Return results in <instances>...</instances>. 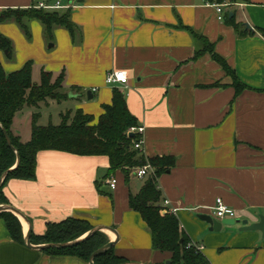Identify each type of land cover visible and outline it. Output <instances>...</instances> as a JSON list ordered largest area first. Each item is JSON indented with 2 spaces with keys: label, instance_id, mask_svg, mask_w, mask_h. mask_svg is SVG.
<instances>
[{
  "label": "crops",
  "instance_id": "obj_1",
  "mask_svg": "<svg viewBox=\"0 0 264 264\" xmlns=\"http://www.w3.org/2000/svg\"><path fill=\"white\" fill-rule=\"evenodd\" d=\"M55 2L0 0V10ZM63 3L71 4L58 10L71 9L74 33L57 25L48 41L43 24L31 21L38 45H54L33 62V77L35 65L39 78L42 69L56 75L63 71L65 89L75 108L69 110L82 109L96 120L104 113V105L112 102L115 87L125 92L130 112L145 126V157H176L175 166L157 178L161 202L164 205L169 199L166 209L177 208L181 228L191 241L204 245L209 264H264L260 230L244 231L242 224H236L214 231L199 217H215L218 198L236 209L241 219L253 222L258 213H264V36L259 31L264 29V0H237L223 6V13L236 15L246 34L220 19L221 13L209 0ZM0 32L15 41L24 31L13 21L1 23ZM193 33L213 44L214 52L228 62L245 89L236 92L232 77L211 52L193 58L203 45ZM1 57L0 51L7 73L25 63H10ZM114 69L127 71V85L107 83V74ZM88 90L93 92L92 99ZM23 110L13 123L22 139L17 122L27 113L31 130L35 107ZM109 170L106 155L39 151L36 179L13 178L4 188L10 204L31 224L18 216L25 240L18 242L0 218V264H91L78 256L53 255L26 243L28 233L32 240V235L45 234L49 223L68 218L103 226L115 253L129 262L172 264V253L154 248L149 226L129 202L130 194L140 191L150 173L141 178L131 172L127 179L122 170L113 174ZM111 178H117L116 188L110 186Z\"/></svg>",
  "mask_w": 264,
  "mask_h": 264
},
{
  "label": "trees",
  "instance_id": "obj_2",
  "mask_svg": "<svg viewBox=\"0 0 264 264\" xmlns=\"http://www.w3.org/2000/svg\"><path fill=\"white\" fill-rule=\"evenodd\" d=\"M213 3L234 2L237 0H209ZM40 21L45 33L53 37L54 27L57 25L75 32L76 24L71 18V9L50 10L38 8L36 5L29 8H7L0 10V24L17 22L22 30L31 37L30 22ZM224 20L233 24L240 34H246L243 25L237 22L236 15L230 12L224 15ZM264 36V29H259ZM195 38L202 41L193 58L199 57L204 52H211L213 58L230 74L232 85L239 93L245 85L239 80L236 72L228 62L214 52L213 44L203 35L193 33ZM13 41L0 32V50H6L12 56ZM56 76V77H55ZM64 72L56 75L52 71L42 69L40 78L36 81L33 77V61H27L19 70L7 73L0 61V182L5 172L0 187V205L10 204L4 188L10 179L35 180L37 177V154L42 150H59L78 155H106L110 159V174L122 170L129 179L132 170L147 162L153 167L144 185L137 194H130V206L138 211L151 230L153 246L156 250L172 253V264H209L203 252H196L194 247H189L191 240L181 228L178 217L163 211L162 191L157 178L164 172L171 170L176 164L173 155L155 156L146 158L135 147L138 134L130 136V128L138 126L139 121L134 116L127 104L125 92L118 87L113 90V99L110 104L104 105V113L98 120L82 109L75 111L73 122L69 123L70 116L62 115L60 124H39L40 112L33 113L32 136L24 140L13 130L16 114L25 107L40 108L43 102L51 100L61 101L69 97L64 91ZM9 133L18 156L12 148L4 133ZM0 218L4 219L14 240L24 242L22 224L19 217L12 211H1ZM94 227L87 219L68 218L62 222L49 223L45 234L32 235L34 243H65L82 238ZM182 240V241H181ZM109 242L103 231H97L85 239L64 246H52L44 249L53 255H71L90 261L91 255ZM128 262L124 257L115 253L113 247L101 252L95 257L96 264H122Z\"/></svg>",
  "mask_w": 264,
  "mask_h": 264
},
{
  "label": "rangeland",
  "instance_id": "obj_3",
  "mask_svg": "<svg viewBox=\"0 0 264 264\" xmlns=\"http://www.w3.org/2000/svg\"><path fill=\"white\" fill-rule=\"evenodd\" d=\"M29 24L31 28L30 30L31 37H28L27 34L23 32V35L20 38H17L15 41L12 40L13 41L12 56H9L6 50H0L4 56V57H1V60L3 59L5 61H9L10 63L19 62L21 60L22 61L24 60L25 63L27 61L36 62L38 59L43 58L42 54L44 52H48L52 50V48L49 47L50 46L49 44H51V42H49L48 45H38V41L35 39L33 31H32L31 22ZM17 25L19 24L17 23ZM46 37L47 38L45 39H47L48 41H52L50 37L48 36ZM25 63L23 64V66L25 65ZM35 67H36L35 68L36 74L34 73V79L38 80L39 75L37 72L39 71V66L35 65ZM64 91H66V89H64ZM28 109L29 107H25L23 111L28 110ZM69 109L75 110L74 102L72 98H66L61 101L49 99L48 101L43 102L40 108H35V111L40 112L42 115L39 120L40 122L39 124L47 125L50 122L53 124H60L62 121L61 113L63 112L70 116L69 123L73 122L75 112ZM27 115L28 114L25 113V115L21 116L22 118H20L17 122V124L18 123L20 124V128H21L24 139H30L31 131H32V129L30 130V128H28V116Z\"/></svg>",
  "mask_w": 264,
  "mask_h": 264
},
{
  "label": "built area",
  "instance_id": "obj_4",
  "mask_svg": "<svg viewBox=\"0 0 264 264\" xmlns=\"http://www.w3.org/2000/svg\"><path fill=\"white\" fill-rule=\"evenodd\" d=\"M226 4L224 3H215V6L217 7V11L220 14L219 18L224 20V10L223 6ZM38 8H46V9H60V8H70L71 4H64L63 0H56V2L52 5L45 4V3H40L37 5ZM106 81L108 84L111 85H127L129 83V75L126 70H111L107 74ZM130 133H137L138 134V139L135 142V147L138 149L140 154H144V141H145V126L143 125H138V126H133L129 130ZM153 172V167L150 165V163H146L142 166L136 167L132 173L136 175L137 177H144L148 175L149 173ZM117 178H111L109 180V184L112 188H116L117 186ZM170 204L169 199L164 200V210L167 211L171 214H175L177 211V208H172V209H166V205ZM214 208V215L215 217L219 219L223 218H238V213L237 210L234 209L233 207H230L227 205L222 198H218L216 201V205L213 207ZM189 247H194L196 252H203L204 245L200 243H196L194 241H191L189 243Z\"/></svg>",
  "mask_w": 264,
  "mask_h": 264
},
{
  "label": "water",
  "instance_id": "obj_5",
  "mask_svg": "<svg viewBox=\"0 0 264 264\" xmlns=\"http://www.w3.org/2000/svg\"><path fill=\"white\" fill-rule=\"evenodd\" d=\"M233 13L230 12V16H232ZM246 26L249 29H253V26L249 23L246 22ZM53 43H51L50 47H53ZM88 98L92 99L93 98V92L92 90H88ZM70 96H74L72 93H70ZM4 133L6 135V139L9 143V145L15 149V151L17 152V156H18V161L17 164H19L20 162V155L19 152L17 151V149L14 147L11 137L9 135V133L7 132L6 129H4ZM134 133H130V136H133ZM8 171L4 173L2 180L0 182V187L1 184L3 182L4 177L7 175ZM0 210L1 211H12L13 213H15L17 216L22 217L23 219H25L27 222H29L31 224V221L29 220V218L22 213L19 209H17L15 206L11 205V204H1L0 205ZM200 219L206 221L207 223L210 224V230H214V231H221L222 228L224 227V225H236V224H242L240 229L241 230H260L263 235H264V213H258L257 214V218L258 220H255L253 222L250 221L249 218L246 219H241V218H223V219H219L216 218L212 215H208V214H199ZM103 226L100 227H94L87 235H85L83 238H79L77 240L74 241H70V242H65V243H45L43 245H33L31 242V234L28 233L27 235V239H26V243L31 246V247H35V248H39V249H45L47 247H52V246H64V245H69V244H73L76 243L78 241H81L83 239H85L87 236H90L92 234H94L97 231H102L103 230ZM182 241V240H181ZM114 246V242L110 241L107 244H105L103 247L97 249L90 257V263L91 264H96L95 263V257L100 254L101 252H104L110 248H112ZM122 264H139L136 262H125ZM169 264H171V261H169Z\"/></svg>",
  "mask_w": 264,
  "mask_h": 264
},
{
  "label": "bare ground",
  "instance_id": "obj_6",
  "mask_svg": "<svg viewBox=\"0 0 264 264\" xmlns=\"http://www.w3.org/2000/svg\"><path fill=\"white\" fill-rule=\"evenodd\" d=\"M23 221H26V220H23ZM26 222H27V221H26ZM26 227H27V225H26V223H25V228H26ZM83 237H84V236H83ZM83 237H82V238H83Z\"/></svg>",
  "mask_w": 264,
  "mask_h": 264
}]
</instances>
